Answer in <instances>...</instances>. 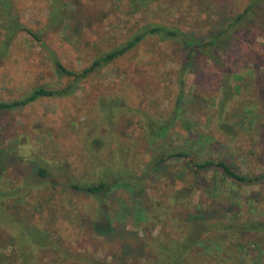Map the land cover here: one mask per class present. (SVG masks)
Segmentation results:
<instances>
[{"label": "rangeland", "instance_id": "374dc122", "mask_svg": "<svg viewBox=\"0 0 264 264\" xmlns=\"http://www.w3.org/2000/svg\"><path fill=\"white\" fill-rule=\"evenodd\" d=\"M254 1L161 0L133 14L116 0H13L21 23L45 47L21 32L4 51L0 35V103L39 87L71 86L72 94L0 110V264H148L145 238L167 236L172 227L164 225L174 212L186 217L214 207L212 218L226 219L227 209L239 223L264 219V182L239 184L215 170L193 174L188 159L172 157L183 151L192 159L225 160L244 174L264 173V1L250 27L220 48L221 67L200 61L186 74L179 110L185 48L178 42L148 37L76 83L57 75L49 57L52 51L66 68L83 71L151 23L207 38ZM225 70L242 78L221 107ZM170 118L162 134L147 131ZM161 158L167 160L159 164ZM122 168L144 178L134 195L120 187L100 198L69 185L107 180ZM182 188L188 195L177 202ZM96 221L115 233L98 234ZM244 236L238 244L246 258L234 246L222 264H264V231Z\"/></svg>", "mask_w": 264, "mask_h": 264}, {"label": "trees", "instance_id": "16d2710c", "mask_svg": "<svg viewBox=\"0 0 264 264\" xmlns=\"http://www.w3.org/2000/svg\"><path fill=\"white\" fill-rule=\"evenodd\" d=\"M116 1L126 2L131 13L139 14L148 10L153 4L159 3L161 0ZM263 1L264 0H255L243 13L237 15V17L233 19L231 18L225 25L220 26V28L216 24L217 26H214L213 32L207 38L197 37L193 34L185 33L178 28L168 27L163 24L151 23L145 25L125 43L99 57L83 71L77 72L66 68L57 55L52 51H49V57L54 65L57 75L74 78L76 83L87 79L89 76L108 66L110 63L125 56L148 37L157 36L162 41L173 40L178 42L179 44H182L183 48H185L184 64L182 65L178 83L179 98L177 106L179 110L182 103L181 100L184 99L187 90L186 74L189 71H193V68L198 66L197 63L200 61H209L213 63L214 66L221 67L224 60L221 57L220 48L223 44L232 41L241 27H250V24L253 22L251 17L254 10ZM0 21L2 22L0 24V35L3 36L1 47L4 51H7V48L12 40L21 32H27L32 35L45 47V44L41 41L40 37L32 32V30L25 28V26L21 23L20 17L14 8L13 0H0ZM225 71L224 99L221 103V107H223V105L225 106L226 102L232 99L233 92L237 89V86H235L236 84L232 86V82L242 78L240 71L232 70L233 72L231 74L229 70ZM231 77L233 79H231ZM70 87L63 91L52 89L48 90L46 87H39L36 88L29 96L21 100L0 103V110L24 108L40 98L70 96L72 94V87ZM118 102V100H115L112 104L114 105ZM247 112L249 114L256 115L253 109L247 110ZM172 119L174 118H170L169 120L161 123L158 129H155V126L152 124L153 122H151L152 125L150 124L147 126V131L151 133L150 130H152L154 133L159 132L162 134L169 129ZM154 122H157V120H154ZM224 128L227 132L229 131L232 133L233 136L236 135L233 134L234 128L232 126L224 125ZM205 138L209 139L208 136H205ZM172 157L178 159H188V164L193 174L215 170L224 178L230 179L239 184L253 186L264 182V173L260 175L244 174L222 159H192L187 152L183 151L176 152ZM166 160L167 158L159 159V164L164 163ZM43 174H45V172H43ZM113 176V178L98 180L94 183L83 184L73 182L69 185L71 189L76 192H82L84 194L100 198L102 195L115 188L123 187L133 193V195L137 193V191H140L138 190L139 188H142L143 184L141 182L144 178L141 176H135L127 170L123 171V168L119 171L117 170V173H114ZM192 188L195 189L196 186H193ZM186 191V189L182 188L179 192H176V196L173 198L177 202L183 200L184 197L188 195V192ZM252 199L253 198L249 199L250 202H248V204L251 203ZM210 208L211 210H214L216 214L218 213L217 208ZM211 210L206 211L202 208H199L198 210L197 208L196 211L193 210L195 213L190 212L186 217H184L181 212H174V214L169 217L168 224L166 223L164 225V229H167V227L170 229V227H172V231L167 236L161 235L153 239L149 237L145 238L149 251L152 250L149 252L151 256L148 264H193L194 258L196 259L197 264H222V260H224L223 253L228 256H232V249L234 246L239 247L238 249L241 250L243 259H245L249 252L243 249L244 244H238V240L241 238L244 239V235L249 236L250 234L255 236L263 232L264 219L260 221L247 220L239 223L234 216L232 217V214L229 213L227 209L223 210V214L226 219L212 218L214 215L212 212H209ZM196 212H198V214H196ZM142 217L143 216L141 214L140 218ZM94 227L96 232L100 235H113L115 233V230L112 229L110 224L104 225L100 224L99 221H96ZM227 241L228 245H225L224 243ZM199 250L203 253H200Z\"/></svg>", "mask_w": 264, "mask_h": 264}]
</instances>
